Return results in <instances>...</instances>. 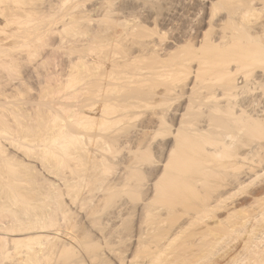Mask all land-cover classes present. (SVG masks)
Listing matches in <instances>:
<instances>
[{
  "label": "bare ground",
  "instance_id": "1",
  "mask_svg": "<svg viewBox=\"0 0 264 264\" xmlns=\"http://www.w3.org/2000/svg\"><path fill=\"white\" fill-rule=\"evenodd\" d=\"M34 1L35 0H0V264H53V263H55L54 260L56 261V259L62 257L64 254L68 255V253H70V254H71V252L74 253L76 248L78 249L81 245L83 246V242L87 238L83 237L84 238L83 240L82 239L79 240L77 238V236L75 237V235H71L70 233L65 232L64 227L71 226V223H69L70 221H68L67 224H69V226L64 225V227H63V224H64L63 222L65 220L67 222V220H69L68 218L71 216L70 217V219H71L72 216L74 215L73 214L74 212L72 211L71 207H74L75 206L74 204H78L80 202V201L78 202L77 199L79 198V195L82 196L81 190L83 191L84 187L87 186V188H88L89 185H93L92 187H94L97 184V186H95L94 188L97 187V191H99L98 186L101 187V185H102V187H104V189L101 187L98 195L101 192L106 193L104 195V200L106 201V199L109 198V196H111L110 194H112V192H115V191H113V189L115 190V187L116 188H118V186L120 188L122 187L121 189L123 190L124 186L128 185L130 188V186L133 184L132 182L134 180L133 181H130V180L133 179V177L138 176L139 174H137V173L139 171V168H142V167H139V166H141V163H139L138 160H137L138 164H139L138 167L134 166V164L137 162L136 161L134 164H132L133 166H131L132 167L131 170L127 169V171H130V173L127 172L126 168H125L124 169L125 174L121 173L122 174V175L120 174L121 176H119V174H117L120 177L118 179H120L119 181H121V183L119 182L118 184H116V182L113 181L116 185V186L114 185L115 187L111 186V185H113L112 183L111 184L109 183L108 184L109 186L104 185V184H106L108 179L110 180V177L106 178L107 179L106 182L104 180V178L107 174L108 168H109V171H110V169H112L114 171L115 169H114V167L112 168V166H115L114 164L116 163L115 162V163L111 164L109 161L110 159L108 158V155H112V154L114 155L117 153V152L115 153V151H116V149H118V148H116V146L118 145V142H119L117 137L114 136V134H112V135L110 134V130L112 128H114L113 130L117 129L118 127L120 128L121 125L125 124V123H122V121L126 120V122H127L128 118H130L129 121H132L133 117L137 118L139 116L138 115L139 112H138L137 116H135L136 112L140 111L142 106L145 107L143 104L144 102H147V104L149 105L147 107H151L153 105V103H151L152 101L150 103H148V101L150 100L149 98H153V97L150 96L151 94L144 92V91H147V89L144 90L145 88L143 86H147V85L149 86L150 83L155 82V81L150 82L151 78L155 77V75H156V77L158 75H160L159 77H161L163 74L166 73L165 71H167L166 70L167 66L158 65L160 63L159 61L157 62L158 64L152 63L153 68L150 67V68H148L149 70L148 69H139L140 66L138 67L137 64L142 65V64H140L141 62L138 61L139 57L143 56L142 53H141V56L134 55L133 54L134 52L130 53V55L127 56L124 51H123L124 54H122V52H119V51L115 52V53L113 52L112 54L110 53V51H106L105 48H107L108 50L111 49L110 48L111 46H108V47L106 46L108 44V42L110 41V36H109L108 32L110 33L111 31H107V29H103L101 34H95V36L92 39L93 43L91 42L92 46L90 47V49L92 50V53H91V55L89 54V56H91V57H89V58H91L90 61L88 60L89 61L88 63H86V62L82 63V60L86 58L85 56L88 53L84 56L85 58L83 57L82 60H81L82 57H79L80 58L79 60H81V63L84 64V65H82L81 68L84 67V69L90 70L91 73H90V71L88 73H89V75L91 74L90 77L92 78L91 85H89L90 89L89 88L86 89V91L89 90V94H87L88 91L84 92V88H83V91L82 90L81 91H82V93H86V94H82V93H80L81 95L78 94L80 97L82 95L83 96L85 95L83 97V98H85V101L82 98H81L82 101H80V98H79V102L77 100L78 103L76 102L77 104H74V105H69V102H68V104H66V103L64 104V101H62V103H60L61 101L60 102L55 101L53 103V104H55V106H56L55 107V106H52L49 104L53 101L52 99H50V100H52L51 102H48V103L46 102L48 105L47 104H41L37 100V102H38L37 105L40 106L39 108L41 110L38 107H35L36 105H33V107L35 109L38 108L40 111L39 110L34 111V108L32 110L29 107L30 102L24 98H22V99L20 98L21 96L22 97L25 96L26 93H28V91H29L26 88V86H25V88L27 90L26 89L24 90V86H23L24 83H23V85L19 86V84H18L17 86H15L16 90L14 89L15 87H13V89L11 88L12 82H15V81H13V78H14V80L17 79L14 76L16 74H18L16 72L20 69L19 67H21V65H22V60H23V68H24V64H26V63H24L25 55L23 56L22 53H20L21 54L20 55L18 53V51L21 49H25L26 48L25 46L30 45L31 42L33 41L32 39H35L34 41L39 40V39H40L39 41H44L45 37L48 35V33H47L48 30L51 31L53 25L50 29H45V28H47L48 25L41 27V19L40 18H42V19L44 18V20H45V18L48 15V14H46V12L49 13L52 9H53V11H56L59 9L57 11V15H58L59 11H61L60 5L63 6L64 3L69 1V0H58L59 3L55 1L57 4H55V2L53 3L51 1H49L48 6L44 5L45 8H43V9L45 12L41 11L43 9H41L40 12H38L39 9H37L38 8L37 6L40 5V4L38 5V3H40L39 1H41V0H38V1L36 0L37 2L35 1L37 3L36 4L37 6L33 5ZM44 1L42 0L41 3L46 2V1L45 2ZM71 2H73V1H71ZM110 3H113V2H110ZM57 5L59 6L58 9H57ZM220 5H223L224 7H227V6L230 7V8L228 7L229 13L227 12L228 15H226V17H228V19L230 20L231 23H230V25H227L225 27V28L228 27L229 31L224 32L225 31L224 30L222 33L221 32L222 30L221 31L218 30L219 33L221 32L222 34L219 35L218 37L216 36L215 39H212L210 41H207L210 39V38L209 39L207 38L208 33H212V30L209 29L210 27L207 28V31L210 30L211 32L208 31V33H204L203 34L204 39H201V37H199L197 35V34L201 35L203 32L197 31L199 33L196 34L195 39L197 42H199V44L196 43L193 38L192 39L194 41L191 40V42H189V43L191 45V43L195 42L198 45H200V43H201V45L198 46V45H195V43H194V45L192 44L193 45L192 49H190L188 51L185 50L184 52H186V54H187L190 51H193L194 53L191 52V53H189L188 56L194 57L196 59L198 58L200 62L198 61V59L195 61H198L199 65L197 66V68H193V67H190V65L189 66L186 65V66H183L182 70L180 71V73L183 75L184 80L186 81L184 84V88L188 89L189 91L194 90V88L196 86L197 79H199L197 77V75L201 76L202 73H205V72L215 74L216 75L215 78H217V75H218V77H220L221 80L220 81L214 80V81L216 83H217V81L223 82V85H224L223 92L222 93L220 92L221 96H220V94L217 95L215 92H213L208 97L210 100H213L214 102H219V104H217L215 106L213 105L211 107L212 113L210 114L209 119L206 118L204 120L205 123H203L204 125L201 128L200 127L199 128H195V127L193 128V126H195V125H193V124L189 125L183 121L186 117L183 119L185 113H182L181 111H183L184 109H187V108L191 109L190 107H193L192 109L194 111H196L194 106H191V104H188L187 103L188 101H187L186 103H187L188 107H187V105H182L181 106L182 109L181 108H179L177 110L175 109L174 110L175 113L172 112V116H170L172 118H170V117L167 118L169 115L167 113H165L166 115L158 116L159 118L157 119V121H154V120L152 122L149 121V122H147L146 126H143L141 129L138 130L137 136L143 135L142 136L143 138L142 137L136 138L137 141L134 139L135 142H137V146L135 147V145H134V147H135L134 152H136V153L143 152V153H146V155H148L147 153L150 150V146L152 145V142L154 140H156L158 137L163 136L165 138V136L166 137L171 136L170 137L171 139L169 140V138H168L166 140V142H163V143L161 142L160 147L157 148L158 153H160V155H158L159 156L158 161H156L154 164L157 165V166L155 165L156 167H160V168L157 170L156 176L152 174L154 176V178H152V176H151L152 179H150V181H148L147 183L142 182V177L138 176L139 181L138 182L135 181L138 184H136L134 182V184L131 186V188H132L135 185L134 186L135 188L134 187H133L134 189L132 188L133 189L132 199L130 201H127L126 199L125 200L122 199V200H124V202L121 201L122 204L119 203V204L113 205V206L117 205L116 206L117 208L115 207L116 209L114 208V210H113V212H114V213H112L113 215H111V220L113 221V223L114 222L117 223L116 222L117 220L118 221L121 220V222L122 221L124 222V220H127L128 218H132V219L135 218V220L133 219V221L131 222V223H133L135 221L134 222L135 224L133 223L135 226L133 225L131 227H134L133 228L134 231H135V229L137 231L136 240H133V238H135V235H134V237L132 236L135 232L134 233L130 232V233H132L131 239H127L126 236L124 235L125 239L130 240V242L132 240H133L132 242H134V241L137 242L134 245L135 249L134 250L131 249V251L129 249L130 248L129 245L124 244L126 247L127 246L129 247L128 248L129 250L125 249L122 246L125 249V251L133 252L131 254V257H128V255L130 253L129 254L127 253L128 255H126V252L124 251L125 253L123 255L122 254L123 251H122L121 255L124 257H128V258H123L121 255H120L121 256V258H120V256H119L120 253H118V256H119L118 257L116 254L117 250L115 249L116 252H114V254H115V256L120 258V261H118V262H120V264H264V196L259 197V198H255L254 200H253V198L250 199L251 197L246 198V200L250 199L252 201L251 203H249L250 201L248 202L246 200H243V198H242V196L246 197V195H244V194L249 193L248 190L250 188H252V186L254 187L258 183L259 179L262 180L264 178V176H263L264 172H262V171H264V168L262 170H259V169H257V167L258 166L260 167L261 165H258L257 163H256L257 165H254L255 164L254 162L258 159L257 155L263 156V154H264L261 151L264 149V146H263L264 143L261 142V144H260V143H255L253 141V139H255V138L264 137V39L262 38V37H264V24L261 28H254L253 26H251L252 17L254 18V15L258 12L256 14V16L258 15L257 16V18H258L260 16L259 11H262V10L264 11V0H218L216 2L215 1L210 2V8L208 6L207 9H210V11L215 13ZM34 6L36 9L34 8ZM105 6H107V5H105ZM55 7H56V9H55ZM64 7L67 8L68 5L64 6ZM39 8H41V7H39ZM46 8L49 11H46L47 10ZM211 8H212V10H211ZM64 9H62V11ZM85 9H87V8H85ZM89 9H91V8H89ZM108 10H109V8H108ZM41 12L43 14H46V17L44 15H42ZM51 13H52V11H51ZM53 14H55V15H53ZM211 14L212 13H210V15ZM35 15H40V18H39V16L35 17ZM236 15L238 16V19H237V17H235ZM261 15H262V13H261ZM48 16L51 18L49 20L54 21L53 19L56 17V13L53 12L51 15L49 13ZM70 16H72V15H70ZM83 16H85V15H83ZM214 16H216V14ZM226 17H225V19H226ZM93 18H94V16H93ZM254 19H256V18H254ZM44 20H42V22ZM143 20H145V19H143ZM221 20L219 21V23L222 24L224 22V20H222L223 22H221ZM55 21H57V20H55ZM55 21H54V23H55ZM121 21H123V20H121ZM228 21H226V22H228ZM137 22H138V20H137ZM68 24H69V22H68ZM96 24H97V22H96ZM137 25H138V23H137ZM66 26H64V27H66ZM74 26L77 27L78 24H74ZM105 26H106V24H105ZM91 27H93V26H91ZM94 28H95V26H94ZM71 29H72V27H71ZM60 30L58 29L59 32H62ZM190 30H192V29H190ZM69 31L70 30H68V33H69ZM51 32H50V34H52L51 35V38H52L53 34L56 33V30L55 31L53 30L52 33ZM204 32H205V30H204ZM144 34H145V32H144ZM146 34H147V32H146ZM66 35L67 34H65V36ZM133 35L137 36L136 34H133ZM193 35H195V33H193ZM212 35L213 34H211V37H212ZM112 36H111V38H112ZM55 37H57V36H55ZM64 37L61 38L60 41L66 42V41H64ZM114 37H115V34H114ZM118 37H119V35H118ZM191 37L189 39H191ZM205 37L207 38L206 41H205ZM47 38H48V40L50 39V37H48V36L46 37V39ZM55 39H57V38H55ZM55 39H54V42H52V40L49 42H52V44H53L57 41ZM112 39H114V38H112ZM69 42H70V39H69ZM120 42H121V40H120ZM124 42H126V40ZM131 43H132V40H131ZM182 43H184V42H182ZM117 44H118V42H117ZM43 45H45V44L43 43ZM154 45H155V43H154ZM88 46H89V43H88ZM156 46H154V48ZM23 47H25V48H23ZM30 47H32V45ZM38 47H39V45H38ZM71 47H72V45H71ZM116 47L118 48V45ZM116 47L114 46L113 48H116ZM181 47H179V49ZM35 48L38 49L37 46ZM35 48H34V50H29L28 51L29 54L31 53L32 55L28 54L27 56H31L30 58H33L34 54L36 52L38 53V51H39V50L35 51L36 50ZM39 48H41V47H39ZM43 48H44V46H43ZM119 48H120V46H119ZM125 48L123 47V49H125ZM27 49H29V48H26V50ZM135 49H136V47H135ZM158 49L161 50L162 48H158ZM85 50H87V49H85ZM91 50L89 52H91ZM103 50H105L104 51L105 55H103L104 58H102L100 55ZM126 50H128V49L126 48ZM21 51L23 52V50H21ZM33 51H35V52L32 53ZM81 52H83V50H81ZM118 53H119V55H118ZM162 53H163V51H162ZM168 53L169 52H167V54ZM170 53H172V52L170 51ZM180 53L182 54V50ZM38 54L40 55L41 53L39 52ZM76 54H77V52H76ZM114 54L117 55L118 57H116ZM169 54L166 56H169ZM181 54H179L177 57L183 56L185 53L183 55H181ZM50 55H51V53L49 54V56ZM120 55H121V61H120ZM42 56H43V54H42ZM49 56H46V57L49 58ZM78 56H80V55H78ZM36 57H39V58L36 59ZM57 57H58V55H57ZM30 58H28V60ZM118 58H119V60H118ZM153 58H155V57H153ZM35 59H36L35 60V62H36L37 60L40 59V56H38V55L35 56ZM31 60L32 59H30L29 61H31ZM148 60H149V58H148ZM231 60H236L237 64L232 65L233 62ZM73 61H74V59H73ZM187 61H188L187 63H189L190 59L189 60L187 59ZM43 63L44 62L42 61L41 62V64L43 65V66L41 65L42 68L44 67ZM46 63H48V62H46ZM27 64H28V61H27ZM29 64H31V62H29ZM32 64H33V62H32ZM38 64H40V63H38ZM64 64H66V63H64ZM72 64L73 65L70 66V68H72L73 66H76V64H78V62L77 63L75 62ZM260 64H263V66L261 67V68H263V70L257 71L256 69H257V67L260 66ZM56 66H58V64ZM79 66H80V64H79ZM194 67H196V66H194ZM27 68H29V67H27ZM27 68H24V70ZM49 68H51V67H49ZM77 68H79V67H77ZM37 69H38V67H37ZM44 69H46V68H44ZM52 70H54L53 67H52ZM174 70H176V69H174ZM26 71H28V70H26ZM46 71H47V69H46ZM56 71H57V69H56ZM84 72H85V70H84ZM78 73L76 72V74H78ZM85 73H84V75H85ZM254 73H255V78H254L253 82L255 85H258V89H261L262 91L258 92V96H256L257 97L256 99H252L249 97V100H246L244 102V104H242L241 106L238 107L235 103V100L236 101L239 100L237 98H240V93L243 90V87L240 86L241 82H238V78H239L238 76L242 77L247 82L249 79H251L250 77ZM53 74H54V72H53ZM73 74H72V76H73ZM79 74H81V73H79ZM54 75H56V74H54ZM57 75L60 76V73ZM21 76L24 77L23 75H21ZM74 76H77V75H74ZM178 76H179V74H178ZM46 77H47V75H46ZM162 77H161V79H162ZM166 77H167V75H166ZM55 78L57 80V77H55ZM167 78H169V77H167ZM180 78H182V77H180ZM28 79H30V78H28ZM21 80H23V78H21ZM50 80L52 81L51 78H50ZM181 80L183 81V79H177L176 81L178 83V81L182 82ZM53 81H55V80H53ZM24 82H26V81L24 80ZM55 82H57V81H55ZM57 83H55V84H57ZM155 83H157V82H155ZM164 83H165V80H164ZM174 83H176V82H174ZM183 83H181L180 86ZM214 83H212V84H214ZM25 84H27V83H25ZM152 84L154 85V83H152ZM172 84H173V82H172ZM205 84H206V82H205ZM13 85H15V84H13ZM48 85H49V83L46 85V87L42 88V90L40 91V93L42 94V96H41L42 98L43 97L47 98V96L48 97L51 96L50 98H52L54 93L57 94V91L56 92L53 91L51 89V87L50 88L47 87ZM168 85H169V83H168ZM31 87H34V86H31ZM86 87H88V86H86ZM152 88H150V89L153 90ZM254 88H255V86H254ZM29 89H30V87H29ZM40 89H41V87H40ZM181 89H182V87H181ZM197 89H199V88H197ZM174 90L177 91V87ZM168 91L166 93H168ZM172 91L173 90H170V92H172ZM195 91H197V90H195ZM220 91H221V89H220ZM170 92H169V94L171 95ZM200 92H201V90H200ZM255 92H257V91H255ZM29 93H30V91H29ZM31 93H32V91H31ZM182 93L185 94V92H182ZM207 93H208V91H207ZM58 94H60V96H61V92ZM163 94H164V92H163ZM174 94H173V96H175ZM243 94L244 93L242 91V95ZM74 95L77 96L76 93ZM159 95H161V94L159 93ZM242 95H241V97H242ZM86 96L88 99H86ZM153 96L155 97V95H153ZM250 96H251V94H250ZM163 97H164V95H163ZM178 97H179V95H178ZM181 97H182V95H181ZM208 97H207V95L205 96V98H208ZM54 98H55V96L53 97V99ZM57 98L59 100V97H57ZM74 98H75V96H74ZM183 98H181L179 100L175 98V100H174L175 102L173 101V103H170V105L176 103V101L178 104V101L180 102ZM202 98H204V97H202ZM75 99H74V101H75ZM246 99H248V98H246ZM204 100L207 101V99H204ZM215 100H218V101H215ZM222 101H224L226 103H224L222 105L220 103ZM73 103H75V102H73ZM206 103H208V102H206ZM150 104H151V106H150ZM181 104H182V102H181ZM145 105H146V103H145ZM160 105L161 104H159V106ZM170 105H167V106H170ZM167 106H165V107H167ZM147 107H146V111H147V109H149ZM153 107H155V106H153ZM161 107H163V106H161ZM171 107L173 108V106H171ZM195 107H197V106H195ZM59 108H62L63 110L60 112L58 110ZM198 108H200V107H198ZM143 109L145 110V108H143ZM144 110H141V111H144ZM36 111H38V112H36ZM64 111L66 114H63ZM197 112H198V110H197ZM156 113L158 114V112H156ZM141 115H140V117H143ZM207 117H208V115H207ZM153 118L155 119V117H153ZM147 120H148V118H147ZM191 125H193V126H191ZM115 126H117V128ZM124 126L125 125H123V127ZM128 126H130V125H128ZM173 126H174V128H173ZM123 127H121V128H123ZM85 132H87V135ZM118 132H121V130ZM118 132H116V133H118ZM112 133H114V132H112ZM132 135H133V133H132ZM148 137H149V140L147 139ZM243 137H248L249 140L247 138H243ZM146 139H147V142H146ZM243 139H245L244 144L242 141ZM148 141H149V143H148ZM161 141H164V140H161ZM251 141H253L255 144H253ZM120 142H119V144L122 146V142L121 143ZM158 142H160V141H158ZM145 143H147V144H145ZM240 143H241V145H240ZM129 144H131V143H129ZM156 144H160V143H156ZM112 149L114 150V153L111 152ZM258 149H260V150H258ZM109 151H110V154H109ZM118 151H120V150H118ZM255 152H256V154H255ZM254 155L256 156L257 159L254 158ZM262 156H261V158H262ZM127 157H129V156H127ZM131 157H133V155H131ZM261 158H259L258 160L260 161ZM116 159H118V158H116ZM148 159H150L149 155H148ZM114 160H115V158H114ZM134 160H135V158H134ZM134 160H132V163ZM253 160H255V161H253ZM261 160H263V159H261ZM34 161H35V164H33ZM129 161H130L129 162V164H130L131 160H129ZM260 162H262V161H260ZM36 163L38 164V167H40V168H37ZM109 164L111 165L110 167H109ZM119 164H121V163H119ZM121 165H124V162ZM65 168H67L68 171ZM118 168H119V166H118ZM43 169H44L45 173L48 171V174L51 173V174H53V176L55 174L56 176L53 178H58V179H56V181L58 180L59 183H55V182L49 181V180H48V183H45L47 181H46V179L43 180V177L48 178L49 176L41 177ZM63 169H65L67 172L66 171H64L65 173L61 172V171H63ZM150 170H151V168H150ZM122 171L123 170L121 169V172ZM139 172H141V170ZM260 172H262L263 175H261ZM111 173H113V172H111ZM111 173L109 172L107 175L110 176L109 174H111ZM119 173H120V171H119ZM38 175H40L39 177L42 180L39 179ZM103 175H104V177L102 178ZM51 176L52 175H50L49 178L52 180ZM261 177H262V179H261ZM118 179L115 178V181ZM144 179H146V178L144 177ZM111 181H112V179H111ZM108 182H110V181H108ZM128 182H129V184H127ZM130 183H132V184H130ZM125 184H127V185H125ZM261 184H263V183H261V181H259L258 185H261ZM128 186L124 190H127ZM92 187H91V190H94V189H92ZM258 187L260 188L261 186H258ZM258 187H257V190H258ZM101 189L104 191H102ZM121 189L120 190L117 189V191H121ZM85 190H86V188H85ZM87 190L90 191L89 188ZM87 190H86V192H87ZM261 190H263V189H261ZM253 191H255V190H253ZM93 192L96 195L95 190ZM94 193H91V195L92 194L94 195ZM253 193H255V192H253ZM253 193L251 192L252 195H254ZM256 195H255V197L258 196V195L257 196ZM68 196L70 198H72L71 200H74L77 197L76 200H74V201L75 202L77 201L78 203L77 202L75 203L74 201H73L74 204L66 202L65 198ZM85 196H87V195H85ZM101 196H103V195L100 194V197ZM141 196H142V198H141ZM259 196H261L260 193H259ZM88 197H89V194H88L87 198ZM97 197L98 196H96V198ZM110 198H112V196ZM240 198H242L241 201L239 200ZM93 199L94 198H90L87 201V205L89 208L91 207V209L88 212L89 214L87 212H86V214H88L90 216V219L92 216L93 217L99 216L100 215L99 213L104 211V209L106 207L105 205H108L107 203H104L105 204L104 209L101 208L103 206L102 205L103 202L101 201V200H103V198L99 199V203H100V201L102 203H101V206H99L98 208L103 209V210H101V212H97L98 209H96V206L93 205V202L95 199L94 200ZM83 201H85V199ZM89 201H90V204H89ZM157 201L162 202V204L165 203L168 208L172 207V209H173V207H176L178 205L183 206L185 208L184 210H186V212H187V213L186 212L183 213V211H182V213L184 215H185V213L187 214V216L185 215L187 217V218L185 217L186 220L183 221L184 218L180 217L179 219H182L181 221H183V222L180 223V225H177V227L175 226V230H173L174 228L172 227L173 229L172 228L169 229L171 232L169 230H167V232H165V233L162 232L163 233L162 235L158 234L159 231L154 230V228L159 227L165 221H164V218H161V216H159V214L158 215L155 214V212L159 213V210H155L157 207L155 205V202H157ZM242 201L247 202L248 208L249 207L253 208V210L248 209L247 207L244 208L246 210L243 209L245 212H247L248 210H249V212L252 211V213L250 215L248 214L249 216L245 215L246 213L243 210H241L240 208L239 209L243 212H238V207H240L239 205H240V202H242ZM70 202H72V201H70ZM97 202H98V200H97ZM165 204L163 206H165ZM70 205H72V206L70 207ZM79 205H78V207H79ZM83 205L85 206L86 204H84V202H83ZM108 206H110V205H108ZM80 208H82V206H80ZM84 208L86 211L87 207H84ZM89 208H88V210H89ZM111 208H112V206H111ZM160 208H162V207H160ZM168 208H166L167 213H168V211H167ZM157 209H159V208H157ZM170 209L171 208H169L168 210H170ZM82 211L83 210H81V212ZM223 212H225V216H222V214L224 215ZM97 213L99 215H97ZM172 213H174V212H172ZM238 213H242V214L245 213L244 214L245 216L238 215ZM179 215H181L182 217L184 216L180 213L176 216H179ZM237 215L239 217H241L242 219L239 220V218H237ZM109 217H110V215H109ZM166 217H168V216L166 215ZM100 218H101V215H100ZM175 218L176 217H174V219ZM78 219L79 218L77 217V220ZM96 219H98V221L100 220L99 217ZM96 219L92 222L98 223V221ZM91 220H89V221H91ZM101 220H103V219L101 218ZM173 220L171 222H174ZM79 221H82V220H79ZM89 221L87 219V222H89ZM107 221L108 220H106V222ZM66 222H65V224H66ZM127 222H129V220H127L125 223H127ZM72 223H74V222H72ZM76 223H78V222H76ZM103 223L104 222H102V224ZM118 224H119V222H118ZM170 224H173V223H170ZM94 225L95 224L93 223V227H94ZM128 225L129 224H127V226ZM143 225L146 227L145 229H144ZM105 226H103V227L105 228ZM107 226H109V225H107ZM111 226H113V225H111ZM121 226L122 225H120L119 227H121ZM96 227H97V225H96ZM162 227L160 226V228H162ZM83 228H85V227H83ZM142 228L144 229V231H142L143 230ZM166 228H168V227H166ZM94 229L96 230L97 228L94 227ZM114 229H116V231H114L112 229L114 232H118L117 226ZM125 229H127V228H125ZM128 229H130V226ZM155 229H157V228H155ZM68 230H70V229H68ZM76 230H74V231L71 230V231L75 232ZM85 230L87 231V229H85ZM92 230L93 229L88 230L87 233H85V234L86 235L89 234L88 232L89 231L91 232ZM151 230H153L154 232L156 231L157 234H154V232H152V234H151L150 233ZM86 231H83V232H86ZM121 231H122V229H121ZM147 231H149V233ZM165 231H166V229H165ZM126 232H129V231H126ZM119 233H121V232H119ZM146 233H147V237L145 238ZM150 234H151V237H153L152 235H157V236L159 235L160 237L154 236V239L155 238H158V239H156V241L154 239L151 240ZM82 235H84V234L82 233ZM112 235L114 236L115 234H112ZM116 235H118V234H116ZM128 235H129L128 238H130L129 233H128ZM103 236H105V235H103ZM113 236H111V237H113ZM148 236H149L150 241L148 239ZM91 238L88 241H89V243H90V241L93 242L92 244L90 243V245L92 247L100 244V241H99L100 239L98 240L99 242L97 241V243H99V244H97L96 241L94 242V239L97 238L96 236L94 238H92L93 240H91ZM88 239H89V236H88ZM121 239H123V238L121 237ZM105 240H107V239H105ZM88 241L85 240L84 244L86 243L89 245V243H87ZM118 241L119 240H117V242ZM123 241H124V239H123ZM123 241L119 242V243L123 244ZM109 242H111V241H109ZM109 242H107V243H109ZM94 243L97 245H95ZM113 243H114V241H113ZM124 243H126V242H124ZM115 244H113V247H110V248L114 249L115 248L114 246H118ZM104 245H106V243H104ZM108 245L112 246V244L111 245L108 244ZM152 245H154V247H152ZM120 246H121V244H120ZM130 246L132 248V244ZM102 247L104 248V246H102ZM102 247H100V248H102ZM105 247L108 248L107 245ZM98 249L99 248H96V250H98ZM73 250H74V252H73ZM92 250L95 251V248H93ZM120 250H122V249H120ZM79 251L80 250L78 249V252ZM175 251H179V253L175 252ZM104 252H103V255H104ZM147 252H148V255H146ZM80 253H82V252H80ZM95 253L92 255L99 257L100 260L103 259V256H102V259L100 258V255H102V253H100V255L97 253L95 255ZM142 253H144V256H141ZM177 253H178V255H176ZM164 254H167V256L163 257ZM110 255H111V253H110ZM96 257H93L94 260ZM105 257H106V255H105ZM113 257H114V255H113ZM83 258L80 259L81 261H78L80 264L84 263V261L82 262V259L85 260V257H83ZM106 258L108 259V257H106ZM114 258H115L114 260H117L116 257H114ZM139 258L141 260H138ZM142 258H143V260H142ZM86 259H87V257H86ZM88 261H91V260H88ZM139 261L140 262L142 261V263H138ZM58 262H60V261H58ZM97 262H98V260H97ZM101 262L102 263L104 262V264H106V261H104V259ZM91 263H92V261H91ZM109 263H110V260H109ZM109 263H107V264H109ZM114 263H115V261H114ZM114 263L112 261V264H114ZM84 264H86V263H84Z\"/></svg>",
  "mask_w": 264,
  "mask_h": 264
},
{
  "label": "rangeland",
  "instance_id": "2",
  "mask_svg": "<svg viewBox=\"0 0 264 264\" xmlns=\"http://www.w3.org/2000/svg\"><path fill=\"white\" fill-rule=\"evenodd\" d=\"M36 1V0H35ZM34 1V4L33 5H36L37 3V1L35 2ZM42 1V0H41ZM41 1H39L40 3H38V5L39 6H37L38 8L37 9H39V11L38 12H40V10L41 9H43V8H45V6H48V3H49V1H51V2H58V0H43L45 3H41ZM71 1H73V2H71ZM101 1V2H100ZM103 1V2H102ZM207 1V2H206ZM212 1H218V0H212ZM211 0H69V1H67V2H65L64 3V5L62 6V5H60L61 7H60V10L62 11V9H64L65 7L64 6H67L68 5V7L67 8H65L62 12L61 11H59V13H58V15H57V11L59 10L58 8H59V6L57 5V9L58 10H56V11H53V9L51 10L52 11V13L53 12H55L56 13V19L54 18H52L54 21L55 20H57V21H55V23H54V21H51V20H49V19H51L48 15H49V13H50V15L52 14L51 13V11L48 13V12H46V14H48L47 15V17H46V14H43L42 12V15H44L46 18H45V20H44V18L42 19V18H40V15H35V17L36 16H39V18L41 19V27H43V26H47V28H45V29H50L51 27H52V25H53V27H52V32H53V30L55 31L56 30V35L55 34H53V37L51 38V35L52 34H50V32L51 31H49L48 30V37H50V39L48 40V38L46 39V37H45V40L44 41H39V40H36V41H34L35 39H32L33 41L31 42V44L30 45H27V46H25L26 48H29V49H27L26 50V48L25 47H23V48H25V49H21V50H23V52L21 51V50H19L18 51V53L20 54V53H22L23 54V56L25 55V59H24V63H26V64H24V68H27V67H29V68H27V69H25L24 70V68H23V60H22V65H21V67H19L18 69V71L16 72V73H18V74H16L14 77L15 78H17V79H15L14 80V78H13V81H15V82H12V85L13 84H15V85H11V88L13 89V87H15V86H17L18 84H19V86L20 85H23V83H24V90L27 88L29 91H30V93H29V91H28V93H26V95L25 96H21L20 98L22 99V98H24V99H26L27 101H29L30 102V105H29V107L33 110V105H36L35 107H40L39 105H37V103L39 102V103H41V104H47L48 102H51L52 100V102L51 103H49L50 105H52V106H55V104H53L55 101H61L60 103H62V101H64V104L66 103V104H68V102H69V105H74V104H77L78 102H79V98H80V101H82V99L85 101V98H83L84 96L82 95L81 97L79 96V95H81L80 93H82V91H83V88H84V92L86 91V89H88L89 88V85H91V81H92V78L90 77L91 76V74L89 75V71L90 70H86V69H84V67L83 68H81L82 67V65H84V64H82V63H88L89 61H90V59L91 58H89V57H91V56H89V54L91 55V53H92V50L90 49V47L92 46V39H93V37L95 36V34H101V32H102V30L103 29H107V31H111L110 33L108 32V34H109V36H110V41L108 42V44L106 45L107 47L108 46H111L110 48L111 49H107V48H105V50L106 51H110V53L112 54L113 52L115 53V52H122V54H124L123 53V51L125 52V54L127 55V56H129L130 55V53H133L134 55H139V56H141V53H142V55L143 56H141V57H139V60L138 61H140L141 63L140 64H142V65H138L137 64V66L139 67V69H148V68H150V67H152L153 68V64L152 63H157L158 61L160 62L158 65H165V66H167L166 68V70L167 71H165L166 73L165 74H163L161 77H162V79H161V77H159L160 75H158L157 77H156V75H155V77H153V78H151V81L150 82H152V81H155V82H157V83H155V82H152V83H154V85L152 84V83H150L149 84V86L147 85V86H143L145 89L144 90H146L147 89V91H144V92H146V93H149V94H151L150 96L151 97H153V98H149L150 100L148 101V103H150L151 101V103H153V105L151 106V104H150V106L151 107H147V106H149L148 104H147V102H144L143 104H144V106L145 107H143L142 106V108L140 109V111H137L136 112V115L135 116H137V114H138V112H139V116L136 118H132V121H129L130 120V118H128V121L126 122V120L125 121H122V123H125V124H123V125H125L124 127H123V125H121V127H123V128H117V126H115L117 129H115V130H113L114 128H112L111 130H110V134L112 135V134H114V136H116L117 137V139H118V141L120 142H122V146L119 144V142H118V145L116 146V148H118V149H116L115 147V149H116V151H115V153L116 154H112V155H108V158L110 159L109 161H110V163L112 164V163H115L114 165L115 166H112V168L114 167V171L112 170V169H110V171H109V168H108V171H107V174L110 172H113V173H111V174H109L110 176H108L106 173V176H105V178H104V180H105V182L107 181V179L106 178H109L110 177V180L108 179V181H110V182H106V184H104L103 182V184L105 185V186H109L108 184L110 183H112L113 185H111V186H113V187H115L116 185H115V183L114 182H116V184H118L119 182L121 183V181H119L120 179H118V178H120L119 176H121L123 173L125 174V168H126V171H127V169H132V167L131 166H133L132 164H134L137 160L139 161V163H141V166H139V164H138V161L134 164V166H139V167H142V168H139V171L141 170V172H139L138 171V173L137 174H139L138 176H140V177H142V182H144V183H147L148 181H150V179H152V178H154V176L153 175H155L156 176V174H157V170L160 168V167H156L157 165L156 164H154L156 161H158V155H160V153H158V147H160V145H161V142L163 143V142H166V140L169 138V140L171 139L170 137L171 136H169V137H166L165 136V138L163 137V136H161V137H158L156 140H154L153 142H152V145L150 146V150L148 151V155H149V157H150V159H148V155H146V153H143V152H138V153H136V152H134L135 151V147L137 146V142H135V140L137 141V139L136 138H140V137H142V136H137L138 135V130L139 129H141L143 126H146V124H147V122H152L153 120L154 121H157V119L159 118L158 116H161V115H166L165 113H167L168 115V117L167 118H169L170 116H172V112H174L175 113V109L177 110V109H179V108H181L182 109V105H187V103L188 104H191V106H194V108L196 109V111H194L192 108L193 107H190L191 109H184L183 111H181L182 113H185V115H184V117H183V121L185 122V123H187V124H193V125H195V126H193V125H191V126H193V128L195 127V128H201V127H203V123H205L204 122V120L206 119V118H208L209 119V116H210V114L212 113L211 112V110H212V106L214 105H217V104H219V102H214L213 100H210L209 99V95H211V93H213V92H215L217 95L218 94H220V96H221V93L223 92V87H224V85H223V82L221 81V82H218V81H220L221 79H220V77H218V75H217V78H215L216 77V75L215 74H211V73H209V72H205V73H202V75L200 76V75H197V77L200 79H197V82H196V86H195V88H194V90H191V91H189L188 89H185L184 88V84H185V80H184V78H183V75L180 73V71L182 70V67L183 66H189L190 65V67H193V68H197V66L199 65V63H198V61H199V59H198V61H195V60H197L196 58H194V57H189L188 55H189V53H191V52H193V51H190L189 53H187L186 54V52H184L185 50L186 51H188V50H190V49H192L193 48V45H194V43L196 42V43H198L199 44V42H197L196 41V34L197 33H199V32H197V31H201V32H203L201 35H199V34H197L199 37H201V39H204V37H203V34L204 33H208V31L209 32H211L210 30H212V33H208V35H207V38L209 39V40H207V38L205 37V41L207 40V41H210V40H212V39H215L216 38V36L218 37L219 35H221L222 33H223V31L224 32H228L229 31V28L227 27V28H225L227 25H230V20L228 19V17H226V15H228V13H229V6H227V7H224L223 5H220L219 7H218V9L216 10V12L215 13H213L212 11H210V9H207L208 8V6H209V8H210V2H212ZM55 2V4H57ZM110 2H113V3H110ZM131 2V3H130ZM134 2V3H133ZM59 3V2H58ZM67 3V4H66ZM70 3V4H69ZM101 4V5H100ZM111 4V5H110ZM205 4V5H204ZM45 5V6H44ZM105 5H107V6H105ZM110 5V6H109ZM113 5V6H112ZM135 5V6H134ZM145 5V6H144ZM44 6V7H43ZM83 6V7H82ZM101 6V7H100ZM105 6V7H104ZM205 6V7H204ZM207 6V7H206ZM39 7H41V8H39ZM113 7V8H112ZM139 7V8H138ZM229 7V8H228ZM34 8H35V6H34ZM85 8H87V9H85ZM89 8H91V9H89ZM101 8V9H100ZM108 8H109V10H108ZM115 8V9H114ZM137 8V9H136ZM206 8V9H205ZM36 9V8H35ZM47 9V8H46ZM45 9V10H46ZM55 9H56V7H55ZM54 9V10H55ZM81 9V10H80ZM83 9V10H82ZM107 9V10H106ZM126 9V10H125ZM143 11H142V10ZM209 10V11H208ZM211 10H212V8H211ZM41 11H43V12H45L44 11V9L43 10H41ZM46 11H49L48 9L46 10ZM79 11V12H78ZM110 11V12H109ZM115 11V12H114ZM140 11V12H139ZM206 11V12H205ZM219 11V12H218ZM81 12V13H80ZM93 12V13H92ZM117 12V13H116ZM132 12V13H131ZM228 12V13H227ZM264 11L262 10V11H259V13H260V18L258 17L257 18V16H256V14L258 13H256L255 15H254V18H256V19H254L253 17H252V24H251V26H253L254 28H261L262 26H263V24H264V13H263ZM61 13V14H60ZM73 13V14H72ZM92 15H91V14ZM120 13V14H119ZM135 13V14H134ZM145 13V14H144ZM154 13V14H153ZM205 13V14H204ZM210 13H212L211 15H210ZM220 13V14H219ZM261 13H262V15H261ZM116 14V15H115ZM142 14V15H141ZM216 14V16H214ZM41 15V16H42ZM53 15H55V14H53ZM70 15H72V16H70ZM76 15V16H75ZM83 15H85V16H83ZM87 15V16H86ZM43 16V17H44ZM75 16V17H74ZM93 16H94V18H93ZM110 16V17H109ZM49 17V18H48ZM77 17V18H76ZM133 17V18H132ZM136 17V18H135ZM225 17H226V19H225ZM235 17H237V19H238V16L236 15ZM263 17V18H262ZM91 18V19H90ZM225 20H224V19ZM73 19V20H72ZM138 20V22H137V20ZM143 19H145V20H143ZM149 19V20H148ZM196 19V20H195ZM224 20V22L222 21V20ZM229 21H228V20ZM42 20H44L43 22H42ZM72 20V21H71ZM94 20V21H93ZM121 20H123V21H121ZM134 20V21H133ZM143 20V21H142ZM221 20V22H223L222 24L221 23H219V21ZM40 21V20H39ZM38 21V22H39ZM46 21V22H45ZM71 21V22H70ZM78 21V22H77ZM125 21V22H124ZM130 21V22H129ZM226 21H228V22H226ZM50 22V23H49ZM68 22H69V24H68ZM73 22V23H72ZM77 22V23H76ZM96 22H97V24H96ZM104 22V23H103ZM129 22V23H128ZM47 23V24H46ZM53 23V24H52ZM66 23V24H65ZM103 23V24H102ZM136 23V24H135ZM137 23H138V25H137ZM147 23V24H146ZM46 24V25H45ZM51 24V25H50ZM68 24V25H67ZM73 24V25H72ZM74 24H78V26L76 27V26H74ZM90 24V25H89ZM92 24V25H91ZM101 24V25H100ZM105 24H106V26H105ZM155 24V25H154ZM67 25V26H66ZM222 25V26H221ZM58 26V27H57ZM64 26H66V27H64ZM91 26H93V27H91ZM94 26H95V28H94ZM125 26V27H124ZM154 26V27H153ZM220 26V27H219ZM71 27H72V29H71ZM76 27V28H75ZM195 27V28H194ZM202 27V28H201ZM210 27V28H209ZM223 27V28H222ZM230 27V26H229ZM57 28V29H56ZM70 28V29H69ZM128 28V29H127ZM149 28V29H148ZM207 28H209L210 30H208L207 31ZM58 29L60 30V31H62V32H59L58 31ZM63 29V30H62ZM121 31H120V30ZM135 29V30H134ZM137 29V30H136ZM151 29V30H150ZM190 29H192V30H190ZM202 29V30H201ZM68 30H70L69 31V33H68ZM94 30V31H93ZM114 30V31H113ZM182 30V31H181ZM204 30H205V32H204ZM221 31L220 33H219V31ZM64 31V32H63ZM123 31V32H122ZM132 31V32H131ZM135 31V32H134ZM141 31V32H140ZM181 31V32H180ZM192 31V32H191ZM218 31V32H217ZM51 32V33H52ZM60 34H59V33ZM87 32V33H86ZM144 32H145V34H144ZM146 32H147V34H146ZM74 33V34H73ZM193 33H195V35H193ZM50 34V35H49ZM60 36H59V35ZM62 34V35H61ZM64 34V35H63ZM65 34H67L66 36H65ZM111 34V35H110ZM114 34H115V37H114ZM133 34H136L137 36H135V35H133ZM211 34H213L212 35V37H211ZM57 36V37H55V36ZM74 37H73V36ZM113 35V36H112ZM118 35H119V37H118ZM147 35V36H146ZM180 35V36H179ZM188 35V36H187ZM190 35V36H189ZM62 36V37H61ZM65 36V37H64ZM111 36H112V38H114V39H112L111 38ZM127 36V37H126ZM141 36V37H140ZM176 36V37H175ZM182 36V37H181ZM192 36V37H191ZM197 36V37H198ZM64 37V41H66V42H63V41H60L61 40V38H63ZM122 37V38H121ZM188 37V38H187ZM191 37V39H189ZM198 37V38H199ZM55 38H57V39H55ZM117 38V39H116ZM195 40V42H193V43H191V45H190V43L189 42H191V40L192 41H194L193 39ZM263 39H264V37H262ZM54 39L55 40H57L55 43H53L52 44V42H54ZM69 39H70V42H69ZM75 39V40H74ZM128 39V40H127ZM188 39V40H187ZM200 39V40H201ZM48 40V41H47ZM52 40V42H49V41H51ZM120 40H121V42H120ZM126 40V42H124ZM131 40H132V43H131ZM184 40V41H183ZM190 40V41H189ZM123 41V42H122ZM68 42V43H67ZM92 42V43H91ZM117 42H118V44H117ZM159 42V43H158ZM182 42H184V43H182ZM187 42V43H186ZM38 43V44H37ZM43 43L45 44V45H43ZM51 43V44H50ZM63 43V44H62ZM72 43V44H71ZM88 43H89V46H88ZM91 43V44H90ZM111 43V44H110ZM116 43V44H115ZM120 43V44H119ZM129 43V44H128ZM153 43V44H152ZM154 43H155V45H154ZM189 43V44H188ZM195 43V45H198V44H196ZM34 44V45H33ZM42 44V45H41ZM47 44V45H46ZM70 44V45H69ZM113 44V45H112ZM123 44V45H122ZM133 44V45H132ZM138 44V45H137ZM158 44V45H157ZM193 44V45H192ZM32 45V47H30ZM38 45H39V47H41V48H39L38 47ZM63 47H62V46ZM69 45V46H68ZM71 45H72V47H71ZM75 45V46H74ZM118 45V48L116 47ZM153 45V46H152ZM157 45V46H156ZM200 45H201V43H200ZM200 45H198V46H200ZM37 46V48L38 49H36L35 47ZM43 46H44V48H43ZM54 46V47H53ZM57 46V47H56ZM61 46V47H60ZM82 46V47H81ZM84 46V47H83ZM88 46V47H87ZM116 47V48H113V47ZM119 46H120V48H119ZM154 46H156L155 48H154ZM182 46V47H181ZM81 47V48H80ZM123 47L125 48H127L128 50H126V48L125 49H123ZM135 47H136V49H135ZM142 49H141V48ZM178 47V48H177ZM179 47H181L180 49L182 50V54L180 53L181 52V50L179 49ZM34 48L36 49L35 51H38V53L40 52L41 54L39 55L37 52L34 54V56H33V58H30L31 56H27L28 54H29V50H34ZM83 48V49H82ZM145 48V49H144ZM152 48V49H151ZM157 48V49H156ZM158 48H162L161 50L160 49H158ZM85 49H87V50H85ZM91 50V52H89L90 50ZM131 49V50H130ZM156 49V50H155ZM178 49V50H177ZM81 50H83V52H81ZM105 50H103L102 52H101V57L102 58H104L103 57V55H105ZM144 52H143V51ZM26 53H25V52ZM35 51H33L32 53H34ZM67 51V52H66ZM79 51V52H78ZM87 51V52H86ZM162 51H163V53H162ZM170 51L172 52V53H170ZM177 53H175V52ZM178 51V52H177ZM74 52V53H73ZM76 52H77V54H76ZM86 52V53H85ZM136 52V53H135ZM151 52V53H150ZM156 52V53H155ZM167 52H169L168 54H169V56H166V55H168L167 54ZM175 54H174V53ZM45 53V54H44ZM51 53V55L49 56V54ZM88 53V54H87ZM147 53V54H146ZM185 53V54H184ZM194 53V52H193ZM18 54V55H19ZM42 54H43V56H42ZM48 54V55H47ZM54 54V55H53ZM58 55V57H57V55ZM68 56H67V55ZM83 54V55H82ZM87 54V55H86ZM109 54V53H108ZM117 54V53H116ZM173 54V55H172ZM179 54H181V55H183V56H179V57H177ZM21 55V54H20ZM29 55H32L31 53L29 54ZM40 56V59L39 60H37L36 62H35V60L37 59V58H39V57H36V59H35V56ZM78 55H80V56H78ZM86 55V56H85ZM115 55V54H114ZM118 55H119V53H118ZM149 55V56H148ZM164 55V56H163ZM176 55V56H175ZM46 56H49V58L48 57H46ZM71 56V57H70ZM76 56V57H75ZM86 58H85V57ZM88 56V57H87ZM116 57H118L117 55H115ZM125 56V55H124ZM126 56V57H127ZM79 57H82L81 58V60L83 59V57L85 58V59H83L82 60V63H81V60H79L80 58ZM123 57V56H122ZM153 57H155V58H153ZM157 57V58H156ZM161 57V58H160ZM28 58H30V59H32L31 61H29L28 60ZM48 58V59H47ZM57 58V59H56ZM89 58V59H88ZM144 58V59H143ZM147 58V59H146ZM148 58H149V60H148ZM47 61H46V60ZM66 59V60H65ZM73 59H74V61H73ZM141 59V60H140ZM143 59V60H142ZM187 59L189 60L190 59V61H189V63H187L188 61H187ZM70 60V61H69ZM80 62H79V61ZM85 60V61H84ZM89 60V61H88ZM118 60H119V58H118ZM153 60V61H152ZM165 60V61H164ZM27 61H28V64H27ZM44 62L43 64H44V67L42 68V64H41V62ZM73 61V62H72ZM120 61H121V55H120ZM144 61V62H143ZM147 63H146V62ZM195 61V62H194ZM233 63H232V65H236L237 64V62H236V60H231ZM29 62H31V64H29ZM32 62H33V64H32ZM35 62V63H34ZM46 62H48V63H46ZM56 62V63H55ZM71 62V63H70ZM77 63L78 62V64H76V66H73L72 68H70V66H72L73 64L72 63ZM194 62V63H193ZM200 62V61H199ZM38 63H40V64H38ZM64 63H66V64H64ZM139 63V62H138ZM186 63V64H185ZM191 63V64H190ZM193 63V64H192ZM58 64V66H56ZM62 64V65H61ZM79 64H80V66H79ZM42 65V66H41ZM46 65V66H45ZM51 65V66H50ZM152 65V66H151ZM35 66V67H34ZM61 66V67H60ZM142 66V67H141ZM194 66H196V67H194ZM263 66V64H260V66L259 67H257V71H262L263 70V68H261ZM37 67H38V69H37ZM49 67H51V68H49ZM52 67H53V69L55 70H52ZM77 67H79V68H77ZM146 67V68H145ZM175 67V68H174ZM40 68V69H39ZM44 68H46L47 69V71H46V69H44ZM176 69V70H174V69ZM260 68V69H259ZM56 69H57V71H56ZM63 69V70H62ZM80 69V70H79ZM85 70V72L87 73H85L84 72V70ZM90 69V68H89ZM169 69V70H168ZM172 69V70H171ZM26 70H28V71H26ZM33 70V71H32ZM37 70V71H36ZM50 70V71H49ZM61 70V71H60ZM66 70V71H65ZM75 72H74V71ZM83 70V71H82ZM149 70V69H148ZM147 70V71H148ZM32 71V72H31ZM39 71V72H38ZM49 71V72H48ZM60 71V72H59ZM73 71V72H72ZM146 71V72H147ZM47 72V73H46ZM53 72H54V74H56V75H54L53 74ZM60 73V76H58L57 74H59ZM66 72V73H65ZM76 72L78 73H81V74H76ZM174 72V73H173ZM26 73V74H25ZM74 73V74H73ZM84 73H85V75H84ZM90 73H91V71H90ZM168 73V74H167ZM207 73V74H206ZM23 75L24 77H22L21 75ZM31 74V75H30ZM42 74V75H41ZM66 74V75H65ZM72 74H73V76H72ZM178 74H179V76H178ZM207 76H205V75ZM46 75H47V77H46ZM54 77H53V76ZM69 77H68V76ZM74 75H77V76H74ZM166 75H167V77H169V78H167L166 77ZM182 75V76H181ZM36 78H35V77ZM39 76V77H38ZM41 76V77H40ZM45 76V77H44ZM179 78H178V77ZM214 76V77H213ZM27 77V78H26ZM54 79H53V78ZM55 77H57V80H56V78ZM60 77V78H59ZM176 77V78H175ZM180 77H182V78H180ZM196 77V78H197ZM239 78H238V82H241V87H243V95H242V91H241V93H240V98H237V99H239V100H235V103H236V105L239 107V106H241L242 104H244V102L246 101V100H249V97L250 98H252V99H256L257 97L256 96H258V92H261L262 90L261 89H258V85H255L254 84V82H253V80H254V78H255V73L254 74H252V76L250 77L251 79H249L247 82L242 78V77H240V76H238ZM20 78V79H19ZM21 78H23V80H21ZM28 78H30V79H28ZM50 78L52 79V81L50 80ZM68 78V79H67ZM91 78V79H90ZM213 78V79H212ZM34 79V80H33ZM60 79V80H59ZM153 79V80H152ZM158 79V80H157ZM177 79H183V81L182 82H180V81H178V83H177ZM24 80L26 81V82H24ZM47 80V81H46ZM53 80H55V81H57V82H55V81H53ZM68 80V81H67ZM90 80V81H89ZM164 80H165V83H164ZM216 80H218L217 81V83L215 82ZM36 81V82H35ZM49 81V82H48ZM201 81V82H200ZM208 81V82H207ZM211 83H210V82ZM213 81V82H212ZM244 81V82H243ZM21 82V83H20ZM43 82V83H42ZM54 82V83H53ZM63 84H62V83ZM67 82V83H66ZM167 82V83H166ZM172 82H173V84H172ZM174 82H176V83H174ZM184 82V83H183ZM200 82V83H199ZM205 82H206V84H205ZM215 82V83H214ZM243 82V83H242ZM25 83H27V84H25ZM29 83V84H28ZM32 83V84H31ZM42 83V84H41ZM46 83V84H45ZM49 83V85L47 86V87H51V89L53 90V91H57V94H53V97L55 96V100L53 99V97L52 98H50V97H48L47 96V98L46 97H41L42 96V94L40 93V91L42 90V88H44V87H46V85ZM55 83H57V84H55ZM60 83V84H59ZM89 83V84H88ZM168 83H169V85H168ZM181 83H183L181 86H180V84ZM202 83V84H201ZM208 83V84H207ZM212 83H214V84H212ZM219 83V84H218ZM221 83V84H220ZM59 84V85H58ZM152 84V85H151ZM205 84V85H204ZM28 85V86H27ZM30 85V86H29ZM37 85V86H36ZM43 85V86H42ZM202 85V86H201ZM204 85V86H203ZM18 86V87H19ZM25 86H26V88H25ZM31 86H34V87H31ZM54 86V87H53ZM86 86H88V87H86ZM169 88H168V87ZM172 86V87H171ZM200 86V87H199ZM252 86V87H251ZM254 86H255V88H254ZM29 87H30V89H29ZM40 87H41V89H40ZM153 87V88H152ZM176 87H177V91L176 90H174V89H176ZM181 87H182V89H181ZM251 87V88H250ZM36 88V89H35ZM59 88V89H58ZM63 88V89H62ZM150 88H152L153 90H151ZM160 90H159V89ZM169 90H167V89ZM197 88H199V89H197ZM247 88V89H246ZM15 90H16V87L14 88ZM26 89V90H27ZM59 91H58V90ZM62 89V90H61ZM90 89V88H89ZM143 89V88H142ZM220 89H221V91H220ZM246 89V90H245ZM82 90V91H81ZM170 90H173L172 92H170ZM186 90V91H185ZM195 90H197V91H195ZM200 90H201V92H200ZM204 90V91H203ZM208 91V93H207V91ZM31 91H32V93H31ZM88 91V92H87ZM86 92H87V94H89V90H87ZM168 91V93H166ZM189 91V92H188ZM195 91V92H194ZM206 91V92H205ZM255 91H257V92H255ZM12 92V91H11ZM38 92V93H37ZM61 92V96H60V94H58V93H60ZM162 92V93H161ZM163 92H164V94H163ZM169 92L171 93V95L169 94ZM175 94H174V93ZM182 92H185V94L184 93H182ZM193 92V93H192ZM204 92V93H203ZM219 92V93H218ZM221 92V93H220ZM248 92V93H247ZM254 92V93H253ZM77 94V96L76 95H74V94ZM159 93L161 94V95H159ZM175 95V96H173V94ZM182 93V94H181ZM33 94V95H32ZM79 94V95H78ZM82 94H86V93H82ZM166 94V95H165ZM169 94V95H168ZM184 94V95H183ZM248 94V95H247ZM250 94H251V96H250ZM254 94V95H253ZM260 94V93H259ZM75 96V98H74V96ZM153 95H155V97L153 96ZM157 95V96H156ZM163 95H164V97H163ZM178 95H179V97H178ZM181 95H182V97H181ZM207 95V97L208 98H205V96ZM241 95H242V97H241ZM247 95V96H246ZM79 96V97H78ZM89 96V95H88ZM204 97V98H202V97ZM35 97V98H34ZM57 97H59V100H58V98ZM62 97V98H61ZM173 99H172V98ZM178 97V98H177ZM184 97V98H183ZM197 97V98H196ZM199 97V98H198ZM211 97V96H210ZM245 99H244V98ZM61 98V99H60ZM82 98V99H81ZM157 98V99H156ZM175 98L176 99H181V98H183L180 102L178 101V104H177V101H176V103H174V104H171L170 105V103H173V101L175 100ZM246 98H248V99H246ZM50 99H52V100H50ZM74 99H75V101H74ZM86 99H88L87 98V96H86ZM161 99V100H160ZM186 99V100H185ZM197 101H196V100ZM204 99H207V101L206 100H204ZM217 99V98H216ZM244 99V100H243ZM31 100V101H30ZM36 102H35V101ZM37 100H38V102H37ZM77 100H78V102H77ZM163 100V101H162ZM168 100V101H167ZM200 100V101H199ZM203 100V101H202ZM165 101V102H164ZM188 101V102H187ZM205 101V102H204ZM215 101H218V100H215ZM242 101V102H241ZM47 102V103H46ZM73 102H75V103H73ZM77 102V103H76ZM157 102V103H156ZM163 104H162V103ZM175 102V101H174ZM181 102H182V104H181ZM187 102V103H186ZM206 102H208V103H206ZM145 103H146V105H145ZM156 103V104H155ZM166 103V104H165ZM168 103V104H167ZM222 105L224 104V103H226V102H224V101H222V102H220ZM159 104H161L160 106H159ZM165 104V105H164ZM180 104V105H179ZM48 105V104H47ZM167 105H170V106H167ZM153 106H155V107H153ZM161 106H163V107H161ZM165 106H167V107H165ZM171 106H173V108L171 107ZM179 106V107H178ZM195 106H197V107H195ZM206 106V107H205ZM56 107V106H55ZM146 107L147 108H149V109H147V111H146ZM160 107V108H159ZM178 107V108H177ZM186 107V106H185ZM187 107H188V105H187ZM198 107H200V108H198ZM35 109L34 108V111L35 110H39V109ZM58 108V107H57ZM143 108H145V110L143 109ZM152 108V109H151ZM163 108V109H162ZM211 108V109H210ZM155 109V110H154ZM159 109V110H158ZM202 109V110H201ZM41 110V109H40ZM39 110V111H40ZM60 112L63 110L62 108H59L58 109ZM139 110V109H138ZM141 110H144V111H141ZM172 110V111H171ZM191 110V111H190ZM197 110H198V112H197ZM165 111V112H164ZM187 111V112H186ZM203 111V112H202ZM36 112H38V111H36ZM156 112H158V114L155 113ZM202 112V113H201ZM144 113V114H143ZM147 115H146V114ZM170 113V114H169ZM63 114H66L65 113V111L63 112ZM142 114V115H141ZM140 115L141 116H143V117H140ZM155 115V116H154ZM207 115H208V117H207ZM146 116V117H145ZM155 117V119L153 118V117ZM199 116V117H198ZM65 117V116H64ZM147 118H148V120H147ZM170 118H172V117H170ZM134 119V120H133ZM207 119V120H208ZM147 120V121H146ZM200 122V123H199ZM128 123V124H127ZM117 125V124H116ZM128 125H130V126H128ZM142 125V126H141ZM140 126V127H139ZM173 128H174V126H173ZM113 130V131H112ZM121 130V132H118V131H120ZM114 132V133H112V132ZM123 131V132H122ZM84 132V131H83ZM116 132H118V133H116ZM135 132V133H134ZM86 133V135H87V132H85ZM117 135H116V134ZM132 133H133V135H132ZM120 138V139H119ZM143 138V137H142ZM243 138H247L248 139V137H243ZM127 139V140H126ZM135 139V140H134ZM148 140H149V137L147 138ZM147 139H146V142H147ZM260 139V140H259ZM161 140H164V141H161ZM244 140L245 139H243L242 141H243V144H244ZM249 140V139H248ZM124 141V142H123ZM130 141V142H129ZM158 141H160V142H158ZM241 141V142H242ZM253 141L255 142V143H260L261 144V142H263L264 143V137H259V138H255V139H253ZM253 141H251L253 144H255ZM120 142V143H121ZM126 142V143H125ZM125 143V144H124ZM129 143H131V144H129ZM135 143V144H134ZM148 143H149V141H148ZM156 143H160V144H156ZM262 143V144H263ZM145 144H147V143H145ZM128 145V146H127ZM134 145H135V147H134ZM240 145H241V143H240ZM120 146V147H119ZM264 146V145H263ZM210 148V147H209ZM212 148V147H211ZM118 150H120V151H118ZM133 150V151H132ZM258 150H260V149H258ZM257 150V151H258ZM263 153H264V149L263 150H261ZM111 152L112 153H114V150L112 149L111 150ZM258 153V152H257ZM262 153V154H263ZM109 154H110V151H109ZM255 154H256V152H255ZM129 156V157H127V156ZM131 155H133V157L135 158V160H134V158L133 157H131ZM140 155V156H139ZM261 155V154H260ZM112 156V157H111ZM156 156V157H155ZM258 156V159L259 158H261V156H259V155H257ZM131 157V158H130ZM114 158H115V160H114ZM116 158H118V159H116ZM133 158V159H132ZM254 158L255 159H257L256 158V156L254 155ZM253 160V161H255L253 164L254 165H261L260 167L258 166L257 167V169H259V170H262L264 167V154H263V156H262V158L261 159H263V160H261L260 159V161H262V162H260L259 160ZM123 160V161H122ZM125 160V161H124ZM129 160H131V163L129 164ZM132 160H134L133 161V163H132ZM123 162H124V165H121V164H123ZM128 162V163H127ZM119 163H121V164H119ZM257 163V164H256ZM33 164H35V161L33 162ZM37 164V163H36ZM117 164V165H116ZM119 164V165H118ZM129 164V165H128ZM121 165V166H120ZM156 165V166H155ZM36 166V165H35ZM111 165L109 164V167H110ZM118 166H119V168H118ZM156 168H155V167ZM149 167V168H148ZM262 167V168H261ZM37 168H40V167H38V164H37ZM117 168V169H116ZM145 168V169H144ZM150 168H151V170H150ZM155 168V169H154ZM66 170H67V168H65ZM65 169H63V171H61V172H64V171H66ZM121 169L123 170L122 172H121ZM117 170V171H116ZM68 171V170H67ZM66 171V172H67ZM119 171H120V173H119ZM156 171V172H155ZM44 172V173H43ZM117 172V173H116ZM127 172H129L130 173V171H127ZM145 172V173H144ZM159 172V171H158ZM262 172H264V171H262ZM262 172H260V174L261 175H263V173ZM65 173V172H64ZM116 175H115V174ZM122 173V174H121ZM46 174V175H45ZM117 174H119V176L117 175ZM121 174V175H120ZM128 174V173H127ZM153 174V175H152ZM50 175H52L51 176V178H52V180L49 178L50 177ZM40 175H38V177H39ZM43 176H49L48 178L46 177V178H44ZM56 175L54 174V176H53V174H48V171L45 173V171H44V169H43V171H42V175H41V177H43V180H45L46 179V181L47 182H45V183H48V180L49 181H53V182H55V183H59V181L57 180L56 181V179H58V178H53V177H55ZM115 176V177H114ZM117 176V177H116ZM138 176H135V177H133V179H131L130 181H133L132 183L134 184V182L135 181H139V179H138ZM146 178V179H144V177ZM151 176H152V178H151ZM264 176V175H263ZM58 177V176H57ZM104 177V175L102 176V178ZM115 178H117L118 180H116L115 181ZM137 178V179H136ZM39 179H41L40 177H39ZM111 179H112V181H111ZM261 179H262V177H261ZM264 179V178H263ZM262 179V180H263ZM42 180V179H41ZM262 180H258V183L253 187L252 186V188H250L248 191H249V193L251 194V192L253 193V192H255V193H253L254 195H250L249 193H246V194H244V195H246V197H244V196H242V198H243V200H246V198H250V199H252L253 198V200L255 199V198H259V197H263L264 196V180L262 181ZM103 181V180H102ZM114 181V182H113ZM118 181V182H117ZM259 181H261V183H263V184H261V185H258L259 184ZM132 183H130V184H132ZM136 183V182H135ZM127 184H129V182L127 183ZM127 184H125V185H127ZM132 184V185H133ZM136 184H138V183H136ZM101 185V184H100ZM115 185V186H114ZM124 185V184H123ZM122 185V186H123ZM131 185V186H132ZM93 186V185H89V189H90V191L89 190H87L88 188H87V186L86 187H84L83 188V191L81 190V192H82V196H80L79 195V200L77 199V201L79 202H77L78 204H74V200H76V198L74 199V200H71L72 198H70L69 196L68 197H66L65 199V201L66 202H68V203H73L74 205V207H71L72 205H70V207H71V209H72V211L74 212L72 215V218L70 219V217L68 218L69 220H67V222H66V220L63 222L64 224H63V227H64V225H67V226H69V224H67L68 223V221H70L69 223H71V226H69V227H64V231L65 232H68V233H70L71 235H75V237L77 236V238L79 239V240H83L84 238L83 237H85V238H87V239H85L86 241H88V240H90V238L92 237V238H94L95 236L97 237V238H95L94 239V242L96 241V243H97V241L99 240L100 241V244L99 243H97V244H99V245H97V244H95V245H97V246H94V247H92L91 245H90V243L92 244L93 242H91L90 241V243H89V241L87 242V243H89V245L88 244H84V242H85V240H84V242H83V246L81 245L78 249L80 250L79 252H78V249L76 248L75 249V252H74V250H73V252L74 253H72L71 252V254L70 253H68V255H63L62 257H60V258H58V259H56V261L54 260V262L55 263H53V264H80L78 261H81L80 259L81 258H83V257H85V260H83L82 259V262L84 261V263H88V264H104V262L102 263L101 261L104 259V261H106V264L107 263H109V260H110V263L109 264H112V261H113V263H114V261H115V263L114 264H120V262H118V261H120V258H121V253H122V251H123V255H124V253L126 252V255H128L129 253V255H128V257H131V254L133 253V252H130L131 251V249H135V243H137L136 241H134V242H132L133 240H136V233H137V231H136V229H135V231H134V227H131V226H133L135 223V221L133 222V223H131L132 221H133V219L135 220V218H128L127 220H129V222H127V223H125L127 220H124V222L122 221L121 222V220L120 221H116L117 223H113V221L111 220V215H113L112 213H114L113 212V210H114V208L117 206H113L114 204H119V203H121L122 204V202H124V200L126 199L127 201H130L131 199H132V197H133V195H132V193H133V189L135 188L134 186V188L132 189L131 188V186H130V188L132 189H130L129 188V186H128V189L127 190H124V189H126L127 188V186H124L123 187V190L118 186V188H116L115 187V190L113 189V191H115V192H112V194H110L111 196H112V198H110L111 196H109V198H107L106 199V201L104 200V195L106 194V193H104V192H101L100 194L101 195H103V196H101L100 197V194L98 195V193L100 192V188L102 187V185H101V187L100 186H98V189H99V191H97V187L96 188H94L95 186H97V184L94 186V187H92V189H94L95 190V192H96V195H95V193L93 192L94 190H91V187ZM258 186H261L260 188L258 187ZM257 187H258V190H257ZM85 188H86V190H87V192H86V190H85ZM103 189H104V187H102ZM117 189L118 190H120L121 189V191H117ZM261 189H263V190H261ZM102 190V189H101ZM253 190H255V191H253ZM102 191H104V190H102ZM259 191V192H258ZM258 192V193H257ZM85 193V194H84ZM91 193H94V195L92 194L91 195ZM103 193V194H102ZM259 193H260V195L261 196H259ZM88 194H89V199L90 198H94L93 200H94V202H93V205H95L96 206V209H98V211L97 212H101V210H103L104 209V207H105V209H104V211H102L101 213H99L100 215H101V218L103 219V220H101V218H100V215L97 213V215H99V216H97V217H91V219H90V216L88 215L89 213V211H90V209H91V207L89 208L88 207V205H87V201L89 200L88 198H87V196H88ZM127 194V195H126ZM258 196H257V195ZM85 195H87V196H85ZM115 195V196H114ZM255 195L257 196V197H255ZM96 196H98L97 198H96ZM86 197V198H85ZM70 198V199H69ZM103 198V200H101L100 201V203H99V199H102ZM141 198H142V196H141ZM242 198H240L239 200L241 201V199ZM245 198V199H244ZM70 201H72V202H70ZM85 199V201H83ZM109 199V200H108ZM122 199H124V200H122ZM129 199V200H128ZM250 199H247L246 201H250L249 203H251L252 201L250 200ZM97 200H98V202H97ZM112 200V201H111ZM238 200V201H239ZM74 201V202H73ZM119 201V202H118ZM122 201V202H121ZM246 201H242V202H240V207H238V212H243L244 210H246V209H244V208H248V205H247V202ZM75 202V203H76ZM83 202H84V204H86L85 206L83 205ZM86 202V203H85ZM158 202V203H157ZM157 202H155V205L157 206L156 207V209L155 210H159V213L158 212H155V214H159V216H161V218H164V223H162L160 226L162 227L165 223V225L162 227V228H160V226L159 227H155V228H157V229H155L154 228V230H156V231H159L158 232V234H163V233H165V232H167V230H169L170 228H172L173 230H175V226L177 227V225H180V223H182L183 221H185L186 219H185V217L187 216V212H186V210H184L185 208L183 207V206H181V205H178V206H176V207H173V209H172V207H169V208H171L170 210H168L169 208L167 207V205L165 204V203H163L162 204V202H159V201H157ZM82 205H81V204ZM101 203H102V207L101 208H103V209H100V208H98L99 206H101ZM104 203H107L108 205H110V206H108V205H105ZM111 203V204H110ZM248 203V204H249ZM80 204V205H79ZM89 204H90V201H89ZM120 204V205H121ZM161 204V205H160ZM165 204V206H163ZM244 204V205H243ZM77 205V206H76ZM78 205H79V207H78ZM105 205V206H104ZM80 206H82V208H80ZM87 207L86 208V211H85V208L84 207ZM111 206H112V208H111ZM110 207V208H109ZM160 207H162V208H160ZM78 208V209H77ZM88 208H89V210H88ZM117 208V207H116ZM115 208V209H116ZM157 208H159V209H157ZM166 208H168L167 209V211H168V213L166 212ZM179 208V209H178ZM241 210H243V211H241ZM74 209V210H73ZM83 210L82 212H81V210ZM110 209V210H109ZM163 211H162V210ZM177 209V210H176ZM182 209V210H181ZM248 209H252L253 210V208L252 207H249ZM76 210V211H75ZM88 210V211H87ZM174 210V211H173ZM108 211V212H107ZM182 211H183V213L184 212H186L185 213V215L182 213ZM251 211V210H250ZM78 212V213H77ZM86 212L88 213V214H86ZM172 212H174V213H172ZM245 212V211H244ZM77 213V214H76ZM108 213V214H107ZM165 213V214H164ZM171 213V214H170ZM182 214V215H184L183 217L181 216V215H179V216H176V215H178V214ZM224 213V215L222 214V216H225V212H223ZM246 213V214H245ZM244 214L245 215H250L251 213H252V211L251 212H249V210L247 211V212H245ZM79 214V215H78ZM161 214V215H160ZM170 214V215H169ZM244 214H242V213H238V215H242V216H245ZM87 215V216H86ZM103 215V216H102ZM109 215H110V217H109ZM165 215V216H164ZM166 215L168 216V217H166ZM237 215V218H239V220H241L242 218L241 217H239ZM248 215V216H249ZM86 216V217H85ZM176 217L175 219H174V217ZM74 217V218H73ZM77 217L79 218L78 220H77ZM99 217V221H98V219H96V218H98ZM125 217V216H124ZM158 217V216H157ZM166 217V218H165ZM172 219H171V218ZM184 218V220L183 221H181L182 219H179V218ZM187 218V217H186ZM75 219V220H74ZM84 219V220H83ZM87 219H88V221L89 220H91V221H89V222H87ZM97 220L98 221V223L96 222H92V221H94V220ZM169 219V220H168ZM174 219V220H173ZM79 220H82V221H79ZM106 220H108L107 222H106ZM174 221V222H171V221ZM176 220V221H175ZM178 220V221H177ZM101 221V222H100ZM65 222H66V224H65ZM72 222H74V223H72ZM76 222H78V223H76ZM102 222H104L103 224H102ZM111 222V223H110ZM118 222H119V224H118ZM121 222V223H120ZM176 222V223H175ZM179 222V223H178ZM87 225H86V224ZM93 223L95 224L94 225V227L95 228H97L96 230L94 229V227H93ZM170 223H173V224H170ZM76 224V225H75ZM81 224V225H80ZM85 224V225H84ZM90 224V225H89ZM102 226H100V225ZM115 224V225H114ZM127 224H129L128 226H127ZM132 224V225H131ZM176 224V225H175ZM96 225H97V227H96ZM106 225V226H105ZM107 225H109V226H107ZM111 225H113V226H111ZM120 225H122L121 227H119ZM145 225V224H144ZM143 225V226H144ZM78 228H76V227ZM87 226V227H86ZM103 226H105V228L103 227ZM117 226V229H118V232H114V231H116V229H114L115 227ZM129 226H130V229H128L129 228ZM135 226V225H134ZM146 226V225H145ZM144 226V229L146 228ZM156 226V225H155ZM158 226V225H157ZM168 227V228H166V227ZM83 227H85V228H83ZM91 227V228H90ZM93 227V228H92ZM108 227V228H107ZM113 227V228H112ZM70 229V230H68V229ZM75 228V229H74ZM100 228V229H99ZM122 229V231H121V229ZM125 228H127V229H125ZM77 229V230H76ZM85 229H87V231L88 230H90V229H93L91 232L89 231L88 233L90 234H85V233H87V231L85 230ZM114 231H113V230ZM143 229V228H142ZM144 229L142 230V231H144ZM165 229H166V231H165ZM71 230H76L75 232H73V231H71ZM105 230V231H104ZM129 231V232H126V231ZM83 231H86V232H83ZM95 231V232H94ZM98 231V232H97ZM155 231V232H156ZM170 231V230H169ZM72 232V233H71ZM97 232V233H96ZM119 232H121V233H119ZM124 232V233H123ZM130 232H132V233H134L132 236L134 237V235H135V238H133V240L130 242V240H127V239H131L132 238V236H131V234L132 233H130ZM148 233H149V231H147ZM152 232H154L153 230H151L150 231V233L152 234ZM154 232V234H157V232L155 233ZM163 232V233H162ZM171 232V231H170ZM173 232V231H172ZM82 233L84 234V235H82ZM99 233V234H98ZM102 235H101V234ZM104 233V234H103ZM128 233L130 234V238H128ZM139 233V232H138ZM112 234H115L114 236L112 235ZM116 234H118V235H116ZM127 234V235H126ZM151 234H150V237H151ZM92 235V236H91ZM103 235H105V236H103ZM126 236V238L127 239H125V236ZM149 235V234H148ZM80 238H79V237ZM87 236V237H86ZM88 236H89V239H88ZM111 236H113V237H111ZM124 239V241H123V239H121V237ZM153 237H151V240L152 239H154V236L155 237H160L159 235L157 236V235H152ZM82 237V238H81ZM105 237V238H104ZM108 237V238H107ZM116 237V238H115ZM147 237V233H146V236H145V238ZM91 238V240H93ZM104 238V239H103ZM111 240H110V239ZM144 238V239H145ZM102 239V240H101ZM105 239H107V240H105ZM114 239V240H113ZM148 239H149V236H148ZM156 239H158V238H155L154 240L156 241ZM105 240V241H104ZM111 241V242H109V241ZM116 240V241H115ZM117 240H119L118 242H117ZM98 241V242H99ZM109 242V243H107V242ZM113 241H114V243H113ZM123 241V244L122 243H119V242H122ZM145 241V240H144ZM148 241V240H147ZM149 241H150V239H149ZM102 242V243H101ZM124 242H126V243H124ZM104 243H106V245L108 246V248L107 247H105L106 245H104ZM116 243V244H115ZM119 243V244H118ZM102 244V245H101ZM108 244H112V246H109ZM113 244H115V245H118V246H114L115 248L112 250L110 247H113ZM120 244H121V246H120ZM129 245V247L127 246H125V245ZM132 244V248H131V245ZM89 246V247H88ZM102 247V246H104V248L102 247V248H100V247ZM125 248V249H130V251L128 252V251H125V249L123 248V247ZM84 249H83V248ZM152 247H154V245H152ZM93 248H95V251L94 250H92ZM96 248H99L98 250L100 251H98V250H96ZM122 249V250H120V249ZM82 249V250H81ZM103 249V250H102ZM105 249V250H104ZM107 249V250H106ZM115 249L117 250V252L115 251ZM128 249V250H129ZM132 250V251H133ZM77 251V252H76ZM84 251V252H83ZM105 251V252H104ZM109 253H108V252ZM111 251V252H110ZM125 251V252H124ZM80 252H82V253H80ZM92 252V253H91ZM97 253V254H99L100 255V253H102V255H100V258L102 259V256H103V259L102 260H100L99 259V257H96V256H93L92 254H94V253ZM99 252V253H98ZM103 252H104V255H103ZM114 252H116V254H117V256H118V253H120L119 254V256H120V258H118L117 256H115V254H114ZM175 252H178L179 253V251H175ZM174 252V253H175ZM77 253V254H76ZM91 253V254H90ZM96 253H95V255H96ZM106 253V254H105ZM110 253H111V255L113 254L114 255V257H116V259L117 260H114L115 258L113 257V255L111 256L110 255ZM128 253V254H127ZM178 253L176 254V255H178ZM181 253V252H180ZM70 254V255H69ZM76 254V255H75ZM173 254V253H172ZM91 255V256H90ZM105 255H106V257H108V259L105 257ZM125 255V256H126ZM146 255H148V252H147V254ZM174 255V254H173ZM141 256H144V253H142L141 254ZM167 256V254H164L163 255V257H166ZM86 257H87V259H86ZM93 257H96L95 258V260H94V258ZM112 259H111V258ZM123 258H128V257H124V256H122ZM76 258V259H75ZM98 258V259H97ZM110 258V259H109ZM119 259V260H118ZM60 261V262H58V261ZM63 260V261H62ZM88 260H91L92 261V263H91V261H88ZM97 260H98V262H97ZM100 260V261H99ZM112 260V261H111ZM138 260H141L140 258L138 259ZM137 260V261H138ZM142 260H143V258H142ZM67 261V262H66ZM72 261V262H71ZM62 262V263H61ZM65 262V263H64ZM78 262V263H77ZM122 262V261H121ZM84 263H82V264H84ZM123 263V262H122ZM138 263H142V261L140 262H138Z\"/></svg>",
  "mask_w": 264,
  "mask_h": 264
}]
</instances>
